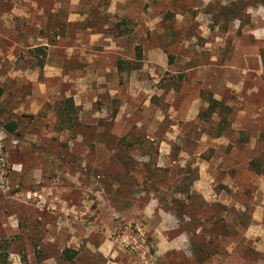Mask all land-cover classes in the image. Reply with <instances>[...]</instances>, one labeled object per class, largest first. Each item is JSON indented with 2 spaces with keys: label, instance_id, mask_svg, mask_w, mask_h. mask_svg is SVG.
<instances>
[{
  "label": "rangeland",
  "instance_id": "obj_1",
  "mask_svg": "<svg viewBox=\"0 0 264 264\" xmlns=\"http://www.w3.org/2000/svg\"><path fill=\"white\" fill-rule=\"evenodd\" d=\"M238 1L0 0V264H156L159 211L196 231L173 264H264V6L210 13Z\"/></svg>",
  "mask_w": 264,
  "mask_h": 264
},
{
  "label": "crops",
  "instance_id": "obj_2",
  "mask_svg": "<svg viewBox=\"0 0 264 264\" xmlns=\"http://www.w3.org/2000/svg\"><path fill=\"white\" fill-rule=\"evenodd\" d=\"M127 0H111L110 3V12H115L117 11V13H119L120 9L122 8V5L124 4V2H126ZM79 3H77L76 5H78ZM80 5V4H79ZM217 31V29H216ZM218 32V31H217ZM259 32H261V35H264V28L261 27L259 29ZM220 34V39L218 37V34H214L216 36V46L221 47L225 44L224 41V37L222 36V34L220 32H218ZM206 36L209 35H213L212 32L209 33L206 31ZM204 36V35H203ZM206 45H215L213 44L210 40L206 41ZM211 59H215V58H211ZM225 86L226 87H234V83L230 80H225ZM215 97V96H214ZM216 97H218L216 95ZM218 99V98H217ZM199 175H200V183L195 186V190L199 193L202 194L203 196L208 194L209 188L207 187V182H206V176L208 175L207 173L210 172L209 168L207 167V165L205 163H200V167H199ZM205 179V180H204ZM193 188H191L192 190ZM152 205V204H151ZM155 207V204H154ZM154 210V208H153ZM152 210V211H153ZM142 217L144 218H149L153 216V213L151 214L149 209H144V211H142ZM185 223L187 221V219L185 218ZM154 244H153V248H154V257L156 260V264H165L164 262H168L169 264H173L174 262L170 259V256L174 253L179 251L180 249H186L187 246L189 245V236L187 234L186 231H184L183 233H178V234H171L170 232L172 230H174L177 227V221L175 220L174 217H172L170 214L164 212V211H159L158 212V217L155 218L154 220ZM73 231H75L73 229ZM76 233V232H75ZM74 238L77 239V237L74 234ZM79 240V238H78ZM108 242L109 240H105L102 243H100L98 245L99 251L102 253H108ZM110 253V252H109ZM186 253V250H185ZM188 253V254H187ZM186 253V258H191V253L190 250ZM191 260V259H190ZM172 261V262H171ZM175 261V260H174ZM109 264H125V263H119V262H111ZM148 264V263H146Z\"/></svg>",
  "mask_w": 264,
  "mask_h": 264
},
{
  "label": "trees",
  "instance_id": "obj_3",
  "mask_svg": "<svg viewBox=\"0 0 264 264\" xmlns=\"http://www.w3.org/2000/svg\"><path fill=\"white\" fill-rule=\"evenodd\" d=\"M260 2V4L262 6H264V0H257ZM255 5V4H252ZM251 6V3L245 1V0H239L238 2H232L229 5L226 4H216V6H210V13L212 15V19L216 22H218V20H223V21H230V20H235V19H240L244 13V11L247 10V8ZM138 54H140V52H138ZM264 57V53L262 52V58ZM129 62L124 61V60H119L117 63V67L119 70H123L125 65L129 66ZM262 65H263V69H262V73L261 76L264 77V58L262 59ZM129 68V67H128ZM130 69V68H129ZM205 100L207 102V106L206 108L199 113L198 117L201 119H204L206 121L209 120V118L213 115V114H217L218 116V121L217 124L215 126V134L213 135L214 137H219L224 131L228 130L230 128V123L227 119V115L230 112V108L228 106H226L221 100L216 99L213 94L211 92H205ZM71 101V99L69 100ZM7 130L9 131H14L17 128V123L14 121L8 122L6 125ZM184 175V174H183ZM184 178H187L188 176L184 175ZM129 181H131L132 179H135L134 176H132L131 172H129V176L126 177ZM172 205V206H171ZM185 203L180 201V200H172L170 207L172 208V212L174 214H176L179 218H181V210L185 208ZM185 221V220H184ZM185 223V222H184ZM188 228V229H187ZM186 230H190L191 235H190V239L192 234L196 231L194 229H189V224L186 223ZM189 239V240H190ZM69 249H64L63 250V255L67 258V259H71L73 253L75 254V252H71L70 254ZM197 251H199V254L196 255V257L199 260H203L204 257L203 255L205 254L204 249L202 248V246H198ZM207 255V254H205Z\"/></svg>",
  "mask_w": 264,
  "mask_h": 264
}]
</instances>
